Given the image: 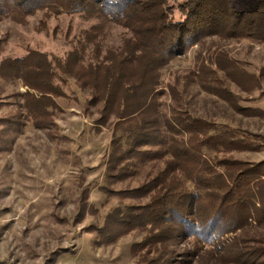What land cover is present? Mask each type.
Here are the masks:
<instances>
[{
    "label": "trees",
    "instance_id": "16d2710c",
    "mask_svg": "<svg viewBox=\"0 0 264 264\" xmlns=\"http://www.w3.org/2000/svg\"><path fill=\"white\" fill-rule=\"evenodd\" d=\"M229 4L230 0H0V18L8 16L20 24L39 11L47 19L60 14L95 19L69 42L63 56L31 49L23 57L1 60L0 76L22 80L27 88L24 108L39 126V119L44 121L49 109L57 106L53 97L64 96L55 80L66 84L71 78L87 90L86 106L96 110L95 122L112 128L108 182L132 176L131 168L138 164L162 161V167L153 163L157 170L134 189L113 192L145 200L111 216L125 231L137 226L147 233L138 244L147 254L155 253L147 264H170L176 256L207 260L200 255L205 242L213 245L208 254L214 264H226L229 258L245 264L243 258L250 255L264 264V239L246 230L251 221L264 220V182L256 177L257 165L230 155L245 148L249 133L238 137L239 131L181 113L175 105L169 114L161 109L162 69L189 46L218 33L235 36L248 31V36L263 38L262 6L238 12ZM111 21L126 31L115 47L105 43ZM41 24L40 28L45 21ZM170 95L177 100L173 88ZM219 95L244 111L230 92ZM231 233L230 241L215 243ZM189 237L195 239L192 249L176 251Z\"/></svg>",
    "mask_w": 264,
    "mask_h": 264
},
{
    "label": "rangeland",
    "instance_id": "374dc122",
    "mask_svg": "<svg viewBox=\"0 0 264 264\" xmlns=\"http://www.w3.org/2000/svg\"><path fill=\"white\" fill-rule=\"evenodd\" d=\"M258 5L264 11V0H230L229 7L241 12ZM42 20L45 25L40 28ZM94 22L79 14L47 19L42 11L27 17L26 24L3 16L0 62L23 57L31 49L63 56L69 42ZM125 33L111 21L106 45H120ZM244 33L206 36L174 58L161 72V109L169 114L175 105L181 113L239 131L238 137L249 133L245 148L230 155L257 165L256 177L264 182V34L256 38ZM55 83L64 96L53 97L57 106L49 109L44 121L39 119V126L24 108L22 94L27 88L22 80L0 76V264L152 263L155 253L147 254L138 246L147 233L137 226L125 231L118 226V218L111 216L145 200L113 192L134 189L147 173L157 170L153 163L162 167V161L138 164L131 168L135 171L132 176L108 182L112 128L95 122L98 114L86 106L87 90L77 87L71 78L66 84ZM170 88L178 94L176 101L171 99ZM227 91L244 111L219 95ZM246 230L264 239V220L251 221ZM233 236L226 234L215 243L230 241ZM193 240L182 241L176 251L192 249ZM202 246L200 255L207 260L176 256L170 264L191 260V264H214L208 254L213 245L205 242ZM243 260L259 264L255 255ZM226 262L240 264L230 258Z\"/></svg>",
    "mask_w": 264,
    "mask_h": 264
}]
</instances>
